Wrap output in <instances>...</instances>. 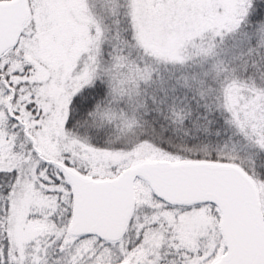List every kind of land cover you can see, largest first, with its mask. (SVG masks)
Masks as SVG:
<instances>
[{
    "label": "snow or ice",
    "instance_id": "6c2138e0",
    "mask_svg": "<svg viewBox=\"0 0 264 264\" xmlns=\"http://www.w3.org/2000/svg\"><path fill=\"white\" fill-rule=\"evenodd\" d=\"M0 264H264V0H0Z\"/></svg>",
    "mask_w": 264,
    "mask_h": 264
}]
</instances>
